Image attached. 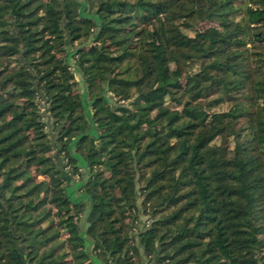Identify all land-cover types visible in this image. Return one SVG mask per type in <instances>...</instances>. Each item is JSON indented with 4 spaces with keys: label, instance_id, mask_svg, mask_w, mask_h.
Segmentation results:
<instances>
[{
    "label": "trees",
    "instance_id": "trees-1",
    "mask_svg": "<svg viewBox=\"0 0 264 264\" xmlns=\"http://www.w3.org/2000/svg\"><path fill=\"white\" fill-rule=\"evenodd\" d=\"M236 1L0 0V264H264V0Z\"/></svg>",
    "mask_w": 264,
    "mask_h": 264
},
{
    "label": "rangeland",
    "instance_id": "rangeland-1",
    "mask_svg": "<svg viewBox=\"0 0 264 264\" xmlns=\"http://www.w3.org/2000/svg\"><path fill=\"white\" fill-rule=\"evenodd\" d=\"M77 1H79V0H77ZM243 1L244 0H238V1H236L235 2V5H236V7L238 6V5H240V4H242L243 3ZM205 24H208L209 26H211V25H213V23H205ZM188 34H190V35H192V33L191 32H189ZM69 63H70V65H71V70H72V72H73V74H74V77H75V80L77 81V84H78V88H79V90L80 91H84V85H83V83H82V80H81V76H80V74L77 72V70H76V67L74 66V64H73V60H72V58L70 57L69 58ZM197 69L198 68H196V67H192L191 69H187V72L188 73H191L192 71H197ZM186 74V72L184 73V72H182V76L184 77V75ZM183 77H182V79H183ZM181 83H184V81L183 80H181ZM219 94H221V93H219V92H216V95L218 96ZM215 95V96H216ZM214 97V96H213ZM206 99H210V97H208V98H206ZM208 100H205V101H203L202 103H203V105H204V107H205V109H207V107L205 106V102H207ZM216 109H207V111H209V112H212V111H215ZM259 111V113H260V109L258 110ZM78 163H79V166H80V169H79V171H78V173L73 177V182L76 184V185H74V186H72L70 189H68L67 190V193H68V195L70 196L71 195V193H73V197H74V199H76L79 203H83V204H85V209L86 210H88V201H85V198L79 193V191H78V185L79 184H82L84 181H85V179H86V177H87V172H85V170H86V168H85V165H84V163L83 162H81V161H78ZM138 195V194H137ZM140 203H141V201L139 202V205H140ZM140 214V213H139ZM152 217H150L149 215H139V219H138V222L136 223V225H137V227L138 226H141V225H143V224H146V225H148L150 222V219H151ZM80 221V223L79 224H82V221H84V217H82V216H79L78 217V222ZM83 224H84V222H83ZM146 264H148V261L146 262Z\"/></svg>",
    "mask_w": 264,
    "mask_h": 264
},
{
    "label": "crops",
    "instance_id": "crops-1",
    "mask_svg": "<svg viewBox=\"0 0 264 264\" xmlns=\"http://www.w3.org/2000/svg\"><path fill=\"white\" fill-rule=\"evenodd\" d=\"M90 112V111H89ZM85 172H86V170H85Z\"/></svg>",
    "mask_w": 264,
    "mask_h": 264
}]
</instances>
